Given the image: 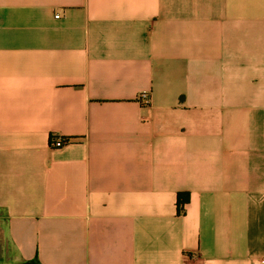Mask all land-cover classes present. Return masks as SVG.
Here are the masks:
<instances>
[{
    "label": "crops",
    "instance_id": "0c3cea01",
    "mask_svg": "<svg viewBox=\"0 0 264 264\" xmlns=\"http://www.w3.org/2000/svg\"><path fill=\"white\" fill-rule=\"evenodd\" d=\"M0 264H264V0H0Z\"/></svg>",
    "mask_w": 264,
    "mask_h": 264
},
{
    "label": "built area",
    "instance_id": "2783aa9c",
    "mask_svg": "<svg viewBox=\"0 0 264 264\" xmlns=\"http://www.w3.org/2000/svg\"><path fill=\"white\" fill-rule=\"evenodd\" d=\"M139 101L142 104H147L150 101L149 94L148 93H141L139 96ZM65 143H68L67 141L63 140L62 138H56L50 141V146L52 148H58L63 146Z\"/></svg>",
    "mask_w": 264,
    "mask_h": 264
},
{
    "label": "trees",
    "instance_id": "16d2710c",
    "mask_svg": "<svg viewBox=\"0 0 264 264\" xmlns=\"http://www.w3.org/2000/svg\"><path fill=\"white\" fill-rule=\"evenodd\" d=\"M63 140L69 142L70 139H64L62 138ZM67 144V143H65ZM64 144V145H65ZM187 202V199H186V196L185 195H177V201H176V211L178 214H180L183 210V206L184 204Z\"/></svg>",
    "mask_w": 264,
    "mask_h": 264
}]
</instances>
